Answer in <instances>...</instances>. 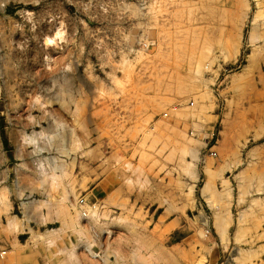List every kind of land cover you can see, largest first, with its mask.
Listing matches in <instances>:
<instances>
[{"label":"rangeland","instance_id":"374dc122","mask_svg":"<svg viewBox=\"0 0 264 264\" xmlns=\"http://www.w3.org/2000/svg\"><path fill=\"white\" fill-rule=\"evenodd\" d=\"M263 19L264 0H0L10 264H264V164L235 208L200 152L215 66L250 50L257 80Z\"/></svg>","mask_w":264,"mask_h":264},{"label":"crops","instance_id":"0c3cea01","mask_svg":"<svg viewBox=\"0 0 264 264\" xmlns=\"http://www.w3.org/2000/svg\"><path fill=\"white\" fill-rule=\"evenodd\" d=\"M247 44L250 49L249 33ZM251 54L249 50L243 57L242 49H240L230 60H225L224 57L219 58L214 70L216 76L213 75L210 78L213 81L210 84L213 98L207 99L201 105V111L204 115L213 118L211 123L214 122V125L205 127L207 137L200 152L204 154L215 152L216 158L212 164V170L217 175V189L220 188L222 180L228 181V191L233 197L235 208L241 200L245 207L249 203V168L247 166L264 164V59H260L258 66L260 73L257 80L249 81ZM243 82L246 90L240 93ZM205 173V167H202L201 174L205 175ZM235 224L234 227H236ZM188 239L185 237L181 239V242ZM209 243L222 244L218 237L211 238ZM242 243L233 235L226 237L225 244L229 246ZM244 243H248V240ZM256 243L264 245V240ZM9 249L10 244L0 238V253L8 254L3 262L0 260V264H10V261L16 258V255L10 254ZM222 253L223 250L220 249L216 264L223 259Z\"/></svg>","mask_w":264,"mask_h":264},{"label":"built area","instance_id":"2783aa9c","mask_svg":"<svg viewBox=\"0 0 264 264\" xmlns=\"http://www.w3.org/2000/svg\"><path fill=\"white\" fill-rule=\"evenodd\" d=\"M259 27H260V29H261L262 31H264V19L261 21ZM260 43H261L262 48L264 49V40L260 41ZM213 155H214V154H213ZM82 203H83V201L80 200V204H82ZM2 255H3V254H2Z\"/></svg>","mask_w":264,"mask_h":264},{"label":"bare ground","instance_id":"6f19581e","mask_svg":"<svg viewBox=\"0 0 264 264\" xmlns=\"http://www.w3.org/2000/svg\"><path fill=\"white\" fill-rule=\"evenodd\" d=\"M59 144V143H58ZM60 169V173L64 174L66 173V165L65 164H62L61 166L58 167ZM54 170V169H53ZM66 175V174H65ZM68 176V175H67ZM48 177V176H47ZM64 177V176H63ZM65 178V177H64ZM45 179V177H44ZM52 179V178H51ZM43 182V181H42ZM92 213V212H91Z\"/></svg>","mask_w":264,"mask_h":264}]
</instances>
